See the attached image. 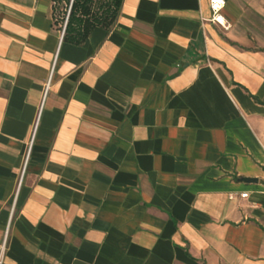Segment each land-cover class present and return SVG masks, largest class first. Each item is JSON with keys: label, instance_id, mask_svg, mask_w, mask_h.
Masks as SVG:
<instances>
[{"label": "crops", "instance_id": "crops-1", "mask_svg": "<svg viewBox=\"0 0 264 264\" xmlns=\"http://www.w3.org/2000/svg\"><path fill=\"white\" fill-rule=\"evenodd\" d=\"M224 1L228 31L122 0L74 45L0 0L1 264H264V0Z\"/></svg>", "mask_w": 264, "mask_h": 264}, {"label": "trees", "instance_id": "trees-1", "mask_svg": "<svg viewBox=\"0 0 264 264\" xmlns=\"http://www.w3.org/2000/svg\"><path fill=\"white\" fill-rule=\"evenodd\" d=\"M54 25L60 24L62 42L82 44L95 27L109 31L122 0H52Z\"/></svg>", "mask_w": 264, "mask_h": 264}, {"label": "built area", "instance_id": "built-area-1", "mask_svg": "<svg viewBox=\"0 0 264 264\" xmlns=\"http://www.w3.org/2000/svg\"><path fill=\"white\" fill-rule=\"evenodd\" d=\"M210 11L209 21L218 25L223 31H228L231 28L230 23L224 18L222 11L224 9V0H207ZM245 195H242L244 197ZM2 254L0 253V264Z\"/></svg>", "mask_w": 264, "mask_h": 264}]
</instances>
